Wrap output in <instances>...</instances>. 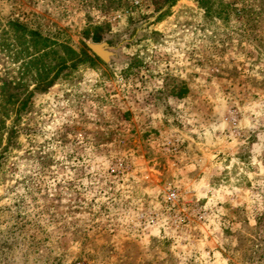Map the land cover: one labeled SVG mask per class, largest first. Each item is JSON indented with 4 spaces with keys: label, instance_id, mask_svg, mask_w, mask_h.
<instances>
[{
    "label": "rangeland",
    "instance_id": "obj_1",
    "mask_svg": "<svg viewBox=\"0 0 264 264\" xmlns=\"http://www.w3.org/2000/svg\"><path fill=\"white\" fill-rule=\"evenodd\" d=\"M12 23L100 60L6 113ZM13 127L0 264H264V0H0Z\"/></svg>",
    "mask_w": 264,
    "mask_h": 264
},
{
    "label": "trees",
    "instance_id": "obj_2",
    "mask_svg": "<svg viewBox=\"0 0 264 264\" xmlns=\"http://www.w3.org/2000/svg\"><path fill=\"white\" fill-rule=\"evenodd\" d=\"M11 27L14 34L9 36L8 47L11 48L14 44L20 48L19 52L15 53L17 60L22 58L24 64V75L33 78L34 87L31 91H23L26 87V81L17 82L15 85L8 83L3 88V102L7 106L6 113L10 112L8 106L15 107L18 105V114L26 110L31 98L35 92L44 93L51 89L63 77H70L78 72L82 67L94 68L100 60L85 42H82L80 50L75 49L67 42L59 43L55 39L45 37L37 31L27 29V27L12 23ZM86 39H91L95 43L103 41V30L96 28L92 36L87 32L84 33ZM28 59V60H27ZM27 60V61H26ZM17 131L13 127L7 139V144L0 154V166L4 155L15 145V137Z\"/></svg>",
    "mask_w": 264,
    "mask_h": 264
},
{
    "label": "built area",
    "instance_id": "obj_3",
    "mask_svg": "<svg viewBox=\"0 0 264 264\" xmlns=\"http://www.w3.org/2000/svg\"><path fill=\"white\" fill-rule=\"evenodd\" d=\"M141 1L142 0H134V4L136 6H140L141 5ZM177 197H178V195L175 192L169 193L168 194V201L171 202V203H175L176 200H177ZM78 264H80V263H78Z\"/></svg>",
    "mask_w": 264,
    "mask_h": 264
},
{
    "label": "bare ground",
    "instance_id": "obj_4",
    "mask_svg": "<svg viewBox=\"0 0 264 264\" xmlns=\"http://www.w3.org/2000/svg\"><path fill=\"white\" fill-rule=\"evenodd\" d=\"M100 52V51H99Z\"/></svg>",
    "mask_w": 264,
    "mask_h": 264
}]
</instances>
